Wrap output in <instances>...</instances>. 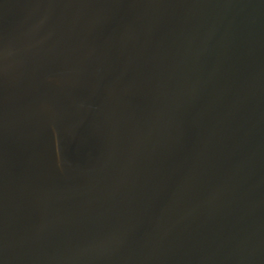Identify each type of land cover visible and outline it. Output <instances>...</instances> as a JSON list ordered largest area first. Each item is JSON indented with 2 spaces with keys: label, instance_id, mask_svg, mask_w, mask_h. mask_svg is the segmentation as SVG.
I'll return each mask as SVG.
<instances>
[{
  "label": "water",
  "instance_id": "water-1",
  "mask_svg": "<svg viewBox=\"0 0 264 264\" xmlns=\"http://www.w3.org/2000/svg\"><path fill=\"white\" fill-rule=\"evenodd\" d=\"M0 264H264V0H0Z\"/></svg>",
  "mask_w": 264,
  "mask_h": 264
}]
</instances>
